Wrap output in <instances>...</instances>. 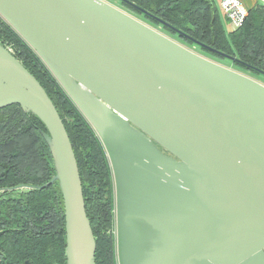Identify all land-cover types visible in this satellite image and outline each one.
<instances>
[{"label": "water", "instance_id": "1", "mask_svg": "<svg viewBox=\"0 0 264 264\" xmlns=\"http://www.w3.org/2000/svg\"><path fill=\"white\" fill-rule=\"evenodd\" d=\"M0 17L104 148L117 264H264L263 84L103 0H0ZM12 105L47 130L66 264H95L65 127L38 81L0 44V109Z\"/></svg>", "mask_w": 264, "mask_h": 264}, {"label": "trees", "instance_id": "2", "mask_svg": "<svg viewBox=\"0 0 264 264\" xmlns=\"http://www.w3.org/2000/svg\"><path fill=\"white\" fill-rule=\"evenodd\" d=\"M205 55L245 72L264 71V10L225 33L213 0H119ZM176 31L181 34L178 35ZM0 44L44 89L69 137L94 235L95 264H117L113 179L96 133L46 66L0 17ZM216 51V52H215ZM45 126L18 105L0 109V264H66L64 210Z\"/></svg>", "mask_w": 264, "mask_h": 264}, {"label": "rangeland", "instance_id": "3", "mask_svg": "<svg viewBox=\"0 0 264 264\" xmlns=\"http://www.w3.org/2000/svg\"><path fill=\"white\" fill-rule=\"evenodd\" d=\"M104 1L107 2V3H109V4H111L112 6H114V7H116V8H118L119 10H121V11H123V12L129 14L130 16H132V17H134L135 19L139 20L140 22L146 24L147 26L153 28V29L156 30L157 32H159V33L165 35L166 37L170 38L171 40H173V41L179 43L180 45H182V46L188 48L189 50H191V51H193V52H195V53H197V54H199V55H201V56H203V57H205V58H207V59H209V60H211V61H213V62H215V63H218V64H220V65H222V66H224V67H227V68H229V69H232V70H234V71H237V72H239V73H242V74H244V75H246V76H248V77H250V78H252V79H254V80H256V81H258L259 83H261V84L264 85V77H263L262 75H254V74H252V73H250V72L240 71V70L236 69V68L232 65L231 61L228 60V59H226V60H220V59L212 58V57H210V56H205V55H204V54L198 49L197 46H189V45H187V44H184L183 42H181V40H180L176 35H172V34L168 33V32H167L162 26H160V25H159V26L153 25V24L149 23L148 21H146V20L143 18V16H141V15H137V14H135V13L129 11V10L126 9L125 7H123V6L120 4L119 0H104ZM113 195H114V187H113Z\"/></svg>", "mask_w": 264, "mask_h": 264}, {"label": "built area", "instance_id": "4", "mask_svg": "<svg viewBox=\"0 0 264 264\" xmlns=\"http://www.w3.org/2000/svg\"><path fill=\"white\" fill-rule=\"evenodd\" d=\"M217 3L219 10L234 29L241 26L247 16V10L240 0H217Z\"/></svg>", "mask_w": 264, "mask_h": 264}, {"label": "crops", "instance_id": "5", "mask_svg": "<svg viewBox=\"0 0 264 264\" xmlns=\"http://www.w3.org/2000/svg\"><path fill=\"white\" fill-rule=\"evenodd\" d=\"M213 1L218 8L219 16L225 33H229L230 31L234 30L233 26L227 21V19L223 16L222 12L219 10L217 0H213ZM240 2L247 11L254 7H260L261 9L264 10V0H240ZM263 63H264V56H263Z\"/></svg>", "mask_w": 264, "mask_h": 264}]
</instances>
